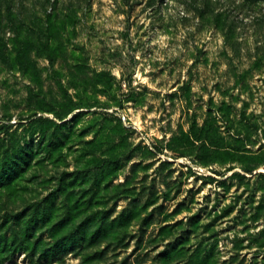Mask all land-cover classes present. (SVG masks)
<instances>
[{"label":"rangeland","instance_id":"374dc122","mask_svg":"<svg viewBox=\"0 0 264 264\" xmlns=\"http://www.w3.org/2000/svg\"><path fill=\"white\" fill-rule=\"evenodd\" d=\"M0 264H264V0H0Z\"/></svg>","mask_w":264,"mask_h":264},{"label":"trees","instance_id":"16d2710c","mask_svg":"<svg viewBox=\"0 0 264 264\" xmlns=\"http://www.w3.org/2000/svg\"><path fill=\"white\" fill-rule=\"evenodd\" d=\"M235 175V174H234Z\"/></svg>","mask_w":264,"mask_h":264}]
</instances>
